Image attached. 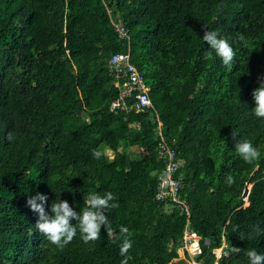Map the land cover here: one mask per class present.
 I'll list each match as a JSON object with an SVG mask.
<instances>
[{
	"label": "trees",
	"instance_id": "obj_1",
	"mask_svg": "<svg viewBox=\"0 0 264 264\" xmlns=\"http://www.w3.org/2000/svg\"><path fill=\"white\" fill-rule=\"evenodd\" d=\"M207 28L229 41L231 66L201 40ZM121 51L148 87L144 110L110 109L117 88L107 59ZM260 74L264 0H0V264H120L125 236L127 264H174L185 216L154 198L166 164L158 122L201 236L193 258L248 264L249 249L264 253V118L251 113ZM239 139L258 148L257 160L236 155ZM36 192L47 195L46 210L60 198L79 211L94 192H111L117 206L96 240L77 232L61 248L35 230L26 200ZM218 247L226 254L216 261Z\"/></svg>",
	"mask_w": 264,
	"mask_h": 264
},
{
	"label": "clouds",
	"instance_id": "obj_2",
	"mask_svg": "<svg viewBox=\"0 0 264 264\" xmlns=\"http://www.w3.org/2000/svg\"><path fill=\"white\" fill-rule=\"evenodd\" d=\"M200 38L203 42L207 43V48L214 52L225 66L233 64L234 51L226 38L219 36L216 31L209 30L208 28ZM251 95L253 101L251 108L252 115L256 118H264V74L258 76L257 86L252 90ZM236 134L237 132L233 131V135ZM11 138V134H9V139ZM232 150L246 163H252L260 156L258 148L250 140L239 139L234 143ZM92 156L98 159L101 156V152L93 151ZM225 182L231 184L233 182L232 175H227ZM46 201L47 195L45 193L36 192L34 195L27 197L26 203L37 214L34 224L35 230L42 234L47 241L61 248L69 243L77 232H79L81 240L85 243L96 240L100 235L102 225L106 227L107 231L109 223L106 215L107 210L117 206L111 192H104L103 195L99 192L89 193L87 197H83V207H80L79 211L75 210L67 200L60 198L59 200H52L46 210ZM121 232L126 233L127 229L121 228ZM129 247H131V241L125 236L120 246V253L124 257L120 264H127L129 257L126 253ZM222 250L224 251L223 248ZM231 251H239V248L233 247ZM246 256L248 264H264V253H259L255 249H249ZM213 264H216V262Z\"/></svg>",
	"mask_w": 264,
	"mask_h": 264
},
{
	"label": "built area",
	"instance_id": "obj_3",
	"mask_svg": "<svg viewBox=\"0 0 264 264\" xmlns=\"http://www.w3.org/2000/svg\"><path fill=\"white\" fill-rule=\"evenodd\" d=\"M118 37H124L125 27L121 20L114 23ZM129 51L114 52L107 59L108 72L112 78L113 85L117 88V96L110 102L111 110L129 111L135 109L137 111L144 110L151 105L148 95V87L145 85L142 74L137 70L136 66L131 63ZM158 122L157 134V157L166 162L164 170L158 175V182L155 190L156 200H167L172 202L180 215L186 218L184 228L182 230L180 245L176 248V254L186 258L187 264H200L201 262L193 258L194 255L201 252L199 244L200 236L190 227L189 204L179 194V182L173 178L175 173L181 167V161L177 158V151L173 147V141L165 140ZM216 250V249H215ZM214 250V252H215ZM188 253L189 258L186 257ZM225 255L222 250L218 255L215 253L216 260L221 259Z\"/></svg>",
	"mask_w": 264,
	"mask_h": 264
},
{
	"label": "rangeland",
	"instance_id": "obj_4",
	"mask_svg": "<svg viewBox=\"0 0 264 264\" xmlns=\"http://www.w3.org/2000/svg\"><path fill=\"white\" fill-rule=\"evenodd\" d=\"M140 151L141 150L138 147H133V148L129 149L128 153L130 154L131 157H137V156H139ZM107 154H109V157H111L112 152L110 150H108L107 151ZM247 204H248V201L245 200L244 203H243V205L246 206ZM215 253L217 255L219 253H221V248H217L215 250ZM187 261L188 260L186 258H183V257L179 256L178 253L175 256L172 257V262L174 264H185V263L187 264L188 263Z\"/></svg>",
	"mask_w": 264,
	"mask_h": 264
},
{
	"label": "water",
	"instance_id": "obj_5",
	"mask_svg": "<svg viewBox=\"0 0 264 264\" xmlns=\"http://www.w3.org/2000/svg\"><path fill=\"white\" fill-rule=\"evenodd\" d=\"M250 178H251V176H250ZM250 178H249V180H247L246 181V183H245V185H244V189H243V192H242V194H241V196H242V198L243 199H246L247 198V196H248V194H249V190H250V187H251V183H250ZM248 205V204H247Z\"/></svg>",
	"mask_w": 264,
	"mask_h": 264
}]
</instances>
